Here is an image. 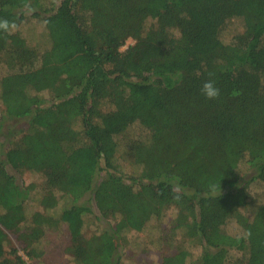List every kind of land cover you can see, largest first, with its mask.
Returning <instances> with one entry per match:
<instances>
[{"label":"trees","instance_id":"obj_1","mask_svg":"<svg viewBox=\"0 0 264 264\" xmlns=\"http://www.w3.org/2000/svg\"><path fill=\"white\" fill-rule=\"evenodd\" d=\"M30 16L44 17L48 50L18 31ZM233 20L242 29L226 43ZM0 25V264H26L10 234L28 251L61 214L76 264H121L124 234L171 208V231L200 254L162 264H264V202L250 195L264 184V0H0ZM209 79L218 99L201 93ZM137 124L145 138L128 139ZM9 168L44 178L43 212L29 219L38 188ZM91 215L110 223L87 237Z\"/></svg>","mask_w":264,"mask_h":264},{"label":"rangeland","instance_id":"obj_2","mask_svg":"<svg viewBox=\"0 0 264 264\" xmlns=\"http://www.w3.org/2000/svg\"><path fill=\"white\" fill-rule=\"evenodd\" d=\"M242 25L239 20H233L228 28L225 27L222 30L221 37L223 41L229 43L234 34L240 32ZM19 32L24 34L29 46L40 50L49 49L48 31L44 21V17L36 19L29 17L25 21V24L18 29ZM134 41L130 40L121 49L126 51ZM8 71V67L4 60L0 62V78L3 77ZM3 106L0 102V118L2 115ZM11 124H14L11 123ZM11 126H5L3 133L7 134L8 129ZM26 127L25 121H19L15 123L14 130L19 135V132H23ZM147 132L138 124L133 125L127 131L128 139L145 138ZM16 135V136H17ZM15 136V138H16ZM4 134L0 137L3 141ZM6 148V146H5ZM117 162L121 167L123 173L131 175L135 172L136 166L130 161H125L122 156H118ZM243 169L248 170L245 166ZM9 172L17 177L19 182L25 185H35L38 188L37 193L32 195V198L26 205V211L29 219L35 212H43V209L39 204L40 191L44 182V178L41 175L34 174L27 170L19 172L14 171L12 168L8 169ZM249 172V176L252 177L254 173ZM251 173V174H250ZM104 175V173H103ZM250 195L257 202H264V184L258 179L250 186ZM249 205H253V201L249 200ZM243 212L249 217L251 214L249 209L244 208ZM2 209L0 208V215ZM55 214V213H54ZM59 215V213L55 214ZM177 216V210L175 208L169 209L164 215L162 220H151L146 229L143 232L130 231L124 234L123 249L121 255V264H162L163 259L166 256L175 255L180 248H185L193 254L192 258H196L200 254L199 246L191 243L189 239H186L181 233L172 232V223ZM60 222L57 228L47 231L41 240L35 243L34 246L28 248V251L24 250V243L17 240V236L10 234V240L8 243V249H19V255H21L26 264H76L72 257L67 252V248L71 245L72 237L70 234V221L60 216ZM110 222H100L93 215L85 217V226L83 227L84 234L89 237L95 233H98L108 227ZM116 220H112L111 224L114 225ZM227 232L231 234L241 233V227L236 221L232 220L226 225ZM26 246V245H25ZM235 256L238 258L240 255ZM189 264V263H188Z\"/></svg>","mask_w":264,"mask_h":264},{"label":"clouds","instance_id":"obj_3","mask_svg":"<svg viewBox=\"0 0 264 264\" xmlns=\"http://www.w3.org/2000/svg\"><path fill=\"white\" fill-rule=\"evenodd\" d=\"M201 93L202 95H204L206 99L209 100L218 99L220 96V89L216 86L214 80L209 79L203 83L201 88Z\"/></svg>","mask_w":264,"mask_h":264}]
</instances>
